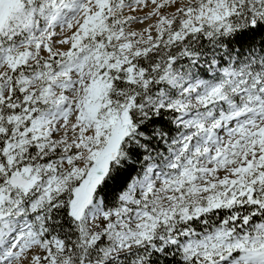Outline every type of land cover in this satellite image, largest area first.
<instances>
[{"label":"snow or ice","instance_id":"obj_1","mask_svg":"<svg viewBox=\"0 0 264 264\" xmlns=\"http://www.w3.org/2000/svg\"><path fill=\"white\" fill-rule=\"evenodd\" d=\"M0 264H264V0H0Z\"/></svg>","mask_w":264,"mask_h":264}]
</instances>
